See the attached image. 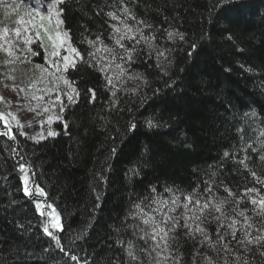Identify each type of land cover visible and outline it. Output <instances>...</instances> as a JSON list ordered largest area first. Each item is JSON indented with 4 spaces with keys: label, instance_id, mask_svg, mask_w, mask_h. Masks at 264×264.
I'll use <instances>...</instances> for the list:
<instances>
[{
    "label": "trees",
    "instance_id": "obj_1",
    "mask_svg": "<svg viewBox=\"0 0 264 264\" xmlns=\"http://www.w3.org/2000/svg\"><path fill=\"white\" fill-rule=\"evenodd\" d=\"M219 3L57 0L60 30L85 57L63 73L69 87L57 79L61 73L36 67L46 68L40 41L23 51L9 38L19 19L50 0H0V30L8 29L0 42L15 49L9 55L0 48L3 80L63 101L28 126L8 124L14 139L0 136V264H264V242H237L245 232L264 236V213L250 203L264 197V0ZM6 130L0 120V133ZM20 163L44 189L40 199L56 208L63 231L21 190ZM250 188L256 191L246 193ZM188 195L191 211L169 215L193 218L169 233L167 248L160 236L145 235V214L160 220L172 199L183 205ZM195 199L209 204L203 214ZM153 200L168 207L154 213L149 205H162ZM233 220L236 239L227 227Z\"/></svg>",
    "mask_w": 264,
    "mask_h": 264
},
{
    "label": "snow or ice",
    "instance_id": "obj_2",
    "mask_svg": "<svg viewBox=\"0 0 264 264\" xmlns=\"http://www.w3.org/2000/svg\"><path fill=\"white\" fill-rule=\"evenodd\" d=\"M59 2H63V0H59ZM230 0H220L219 6L223 7L226 3H229ZM50 7L51 11L48 10V8ZM45 12L47 13V15H42L41 12ZM62 9L61 10H57V0H50V4L48 7H44L41 6L40 9L36 10V14L37 16H39L40 18V22L39 24L35 23V20L33 19V21H30V23H32V26L34 29H36V31L33 33V35L35 36L37 41L41 42V46L42 47H47L50 50L48 51V56L49 59L51 60V66L55 67L56 72L61 73V75L59 77H57V79L62 80V82L66 85H68L69 87H71V82L67 79L64 78L63 73H66L69 68H75L77 65L78 61H83L85 59V57L81 54V52L76 48L73 47L71 45V42L67 36L66 32H62L60 30V24L62 23V21L59 19V15L61 14ZM53 15H55L57 17L56 19V23L55 25H52L51 21L53 18ZM108 15L112 18V19H116L117 17L115 16L114 13H108ZM45 19L48 20V24L46 25L44 23ZM142 23V22H141ZM15 31V35L17 37L21 36V31L20 29H14ZM117 32L120 31L119 28L116 29ZM129 32H131V28L128 29ZM4 33L5 35L8 34V29L5 28L4 29ZM43 33V34H42ZM169 38H172L173 34L172 33H168ZM128 39H135V37L133 36H128ZM142 38H144L142 36ZM99 39V37L97 38ZM125 39V36H120L118 39H116V44L119 45L120 47H124V45L122 44V40ZM180 39H183V36H180ZM25 44L31 45L32 43H34L32 36H28L25 38L24 40ZM89 45H94L96 43V41L94 40H90L88 41ZM0 47H2V45H0ZM5 52H7L9 55H11V51L7 48L4 49ZM29 52L32 53L33 55H36L38 53H35L32 51V48L29 47ZM61 50L64 51V55H61ZM129 50L126 49V52H128ZM89 55L93 56V59H95V56L93 53H88ZM159 55H163V53H159ZM128 59L131 60L132 56L129 53L128 54ZM38 69H40V71L42 73H46L48 72V69L43 67L42 65H37L36 66ZM104 69H101V71H103ZM54 75V74H53ZM109 83H111V79L109 78ZM76 89L72 88V92H75ZM63 95L65 97H67L68 101H72L74 99V97L72 95H70L68 92H64ZM34 99H43V97H33ZM3 100V97L0 96V101ZM53 104V106H55L56 103H60L61 105L63 104V101L61 100V97L59 94H57L56 98L54 101L51 102ZM45 111H47V108L45 109ZM3 115L0 114V120H3ZM49 121H51V117H49ZM5 123V127H6V132L4 133H0V136H8L9 139H14V135L12 134V129L10 126H8L7 121H4ZM150 126H151V122H149ZM130 128H135V125H130ZM48 136H53L55 135L54 132L52 131H48ZM113 151H115V149H113ZM227 155V154H226ZM241 163H243V161H241ZM27 169V165L20 163L18 165V170L21 173V185L22 188L21 190L24 192V194L26 196H32L35 197L34 200V205L36 207V209L39 210V215L42 217H47L49 218V223L51 224V227L53 229H57L59 231H63L61 222H60V216L56 211V208L51 205L48 204L46 202V200H41V197H46V193L44 191L43 188L40 187L39 184H36L34 182L31 181V177L29 176L28 172L26 171ZM255 175V173H253V176ZM166 191H171L170 189H167ZM205 191L210 192L211 189L210 188H206ZM256 191V189H247V192H253ZM230 196L232 195V192L229 191L228 193ZM179 197H176L175 199L171 200V204L174 207H169L168 208V212H164L163 217L160 220H157L156 217L153 216H149L147 214H145V218L143 219V224L148 225L149 228H151V232H145V235L150 236V238L152 240H155L157 236H160L161 240L164 241L165 244V248L168 247V241L167 239H165L166 237H168L169 233L172 232L174 229H176L178 226H183V227H189L187 221L189 219H192V216H186L183 213H181L179 216H171L169 215L170 212H175L176 208L178 207H183L184 210L186 211H191V209H189V204L193 203V196L192 195H188L185 196L184 199L185 201H187L186 203H184L183 205H180L178 203L179 201ZM153 203L156 204H160L162 205L161 208H151L150 210L152 212H161L163 210V207H168V201H157V200H153ZM195 206H197L199 208V211L201 212V214H203L204 210L207 209L209 207L208 203H204L201 206V201L199 199H195ZM250 203L253 206H256L260 209L261 213H264V197H261L259 200L257 199H251ZM223 205V201H221L220 203H218L217 205H215V210L217 212L221 211ZM137 208H140V205L137 204L136 205ZM141 211H143L141 209ZM260 214V213H258ZM238 215L244 217L245 222H247L248 217L245 216V213L243 211L239 212ZM195 219L200 220L201 216H194ZM214 219L216 221H219V217H214ZM181 221H183V224L181 225ZM237 221L233 220L231 224L227 225L228 228H231V236L233 239H236V225ZM249 227H251V225H248ZM221 227H223V225H221ZM143 231V229H141ZM43 231L45 234H47L48 236L52 237L53 239H55V236L53 234V232L49 231V227L47 225L44 226ZM189 231L190 228H189ZM258 231H264V229H258ZM197 232H201L203 233L204 230L201 229L200 227H197ZM161 233L163 234L161 236ZM250 233L245 232L244 235V239L243 240H238L237 242L241 245H245V244H256L259 245L261 242H264V236H256L252 239H249ZM224 236L221 235L220 239H223ZM141 239H144V237H141ZM57 243H59V240L56 241ZM157 247H159V244H157ZM227 248V246H225ZM61 251L63 252V247H61ZM65 255H68V253H64ZM128 255L130 257H132V259H135L136 257L133 256V254L131 252L128 253ZM260 255L264 256V252H260ZM71 260H78V257H76L75 255H71L70 256Z\"/></svg>",
    "mask_w": 264,
    "mask_h": 264
},
{
    "label": "rangeland",
    "instance_id": "obj_3",
    "mask_svg": "<svg viewBox=\"0 0 264 264\" xmlns=\"http://www.w3.org/2000/svg\"><path fill=\"white\" fill-rule=\"evenodd\" d=\"M33 19L35 20L36 24H39L40 18L39 16H37L36 12H27L24 21L19 19V21L14 24L12 29V36H9V38H12L13 40L16 39L15 42H19L23 45V51H26V44L24 43L26 37L32 36V38L36 40L35 36L33 35L36 29H34L32 23H30V21H33ZM44 23L47 25L48 20L45 19ZM51 23L52 25H55L56 22L51 21ZM17 28L21 31L20 37H17L15 35L14 29ZM2 31L3 30H0L1 40L6 37L4 31ZM2 43L3 42H0V45H2L3 47L4 44ZM5 48H9L11 52L15 50L12 44H8L7 46H5ZM45 49L47 53L50 50L47 47H45ZM64 54V51L61 50V55ZM45 59L46 62L44 63V65H46V68L48 69L47 74H50L52 76H58V72H56L55 67L51 66V60L49 59L48 55L45 57ZM47 62H49V65L46 64ZM4 76L5 74H2L0 68V96L3 97V100L0 101V111L2 112L1 114L3 115V120H6L7 124L19 127H23L24 125L28 126L31 123L35 122V118H38V116L43 115V111L46 108L48 111H55L57 109V104L53 106V104L51 103L55 98L49 96L46 97L42 95V91L44 90L43 88L39 89L38 92H30L27 89L25 90L16 85L10 86L8 85L10 81L6 82L5 80H3ZM33 97H43V99H34ZM28 132L30 131H26V133Z\"/></svg>",
    "mask_w": 264,
    "mask_h": 264
}]
</instances>
